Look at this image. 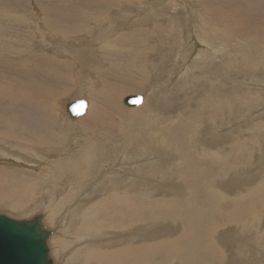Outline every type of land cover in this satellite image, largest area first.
<instances>
[{
    "label": "rangeland",
    "instance_id": "rangeland-1",
    "mask_svg": "<svg viewBox=\"0 0 264 264\" xmlns=\"http://www.w3.org/2000/svg\"><path fill=\"white\" fill-rule=\"evenodd\" d=\"M262 59L264 0H0V146L12 151L0 159V214L24 221L59 200L46 224L56 264H91L92 251L124 247L140 264H264ZM134 96L144 103L123 105ZM80 99L89 106L77 120L84 148L49 161L62 167L43 178L42 152Z\"/></svg>",
    "mask_w": 264,
    "mask_h": 264
},
{
    "label": "bare ground",
    "instance_id": "bare-ground-1",
    "mask_svg": "<svg viewBox=\"0 0 264 264\" xmlns=\"http://www.w3.org/2000/svg\"><path fill=\"white\" fill-rule=\"evenodd\" d=\"M182 1V0H181ZM185 1V0H184ZM192 2H194V1H192ZM204 2V1H203ZM177 3V2H176ZM154 4V3H153ZM152 4V5H153ZM204 4H206V1H205V3ZM203 4V5H204ZM126 5V4H125ZM159 6H161V5H159ZM190 6V5H189ZM213 7H214V5H212ZM211 6V7H212ZM149 7H154V6H149ZM168 7V6H167ZM207 7V6H206ZM215 7H217V6H215ZM129 8H132V7H129ZM134 8V7H133ZM141 8V7H140ZM146 8V7H145ZM155 8H157V7H155ZM159 8V7H158ZM136 9V8H135ZM143 9V8H142ZM174 9V8H173ZM185 9H186V7H185ZM217 9V8H216ZM216 9H213V10H216ZM218 10V9H217ZM131 11H133V9L131 10ZM147 11V10H146ZM185 11H187V10H185ZM137 12V11H136ZM151 12V11H150ZM194 12V11H193ZM220 12H223L222 10L221 11H218V13H220ZM155 13H156V11H155ZM154 13V14H155ZM195 13V12H194ZM216 13V12H215ZM72 14V13H71ZM138 14H140V12H138ZM142 14V13H141ZM188 14H191V13H188ZM211 14H212V12H211ZM220 14H222V13H220ZM124 15V14H123ZM133 15V14H132ZM150 15V14H149ZM197 15H198V13H197ZM196 15V16H197ZM204 15V14H203ZM71 16V15H70ZM73 16V15H72ZM125 18H129V12H127V13H125ZM143 16V15H142ZM147 16V15H146ZM192 16H193V14H192ZM199 16V15H198ZM220 16V15H219ZM123 17V16H122ZM130 17H132V16H130ZM134 17V16H133ZM144 17V16H143ZM212 17V16H211ZM71 18H73V17H71ZM136 18V17H135ZM147 18H148V16H147ZM215 18V17H214ZM127 19H125V20H127ZM130 19V18H129ZM150 19V18H149ZM145 20V19H144ZM152 20V19H151ZM129 21V20H128ZM134 21V20H133ZM138 21V20H137ZM140 21V20H139ZM147 21V20H146ZM132 22V21H131ZM149 22V21H148ZM199 22V21H198ZM203 22H204V20H203ZM58 23H61L62 24V22L60 21V22H58ZM189 23H191V22H189ZM197 23V22H196ZM57 24V23H56ZM61 24H60V26H61ZM187 24V23H186ZM193 24H195V23H193ZM57 25H59V24H57ZM107 25V24H106ZM127 25V24H126ZM177 25V24H176ZM205 26H206V24H204ZM145 26V25H144ZM191 26V25H190ZM193 26V25H192ZM202 26V25H201ZM242 26H243V24H242ZM241 25H239V27L241 28L242 27ZM54 27H56V26H54ZM126 27V26H125ZM193 27H196V25H194ZM200 27V26H199ZM112 28V27H111ZM186 28V27H185ZM202 28V27H201ZM203 28H205V27H203ZM212 28V27H211ZM239 28V29H240ZM184 29V28H183ZM188 29V28H187ZM186 29V30H187ZM190 29V28H189ZM188 29V30H189ZM179 30H181V29H178V31ZM185 30V29H184ZM204 30V29H203ZM206 30H207V28H206ZM109 31V30H108ZM192 31V30H191ZM107 32V31H106ZM194 32L195 31H192V33H191V35L190 36H192L193 34H194ZM177 33H179V32H177ZM106 34V33H105ZM188 34V33H187ZM189 34H190V32H189ZM207 34V33H206ZM197 35V34H196ZM194 36V35H193ZM192 36V37H193ZM182 37V36H181ZM185 37H186V35H185ZM199 37V36H198ZM185 39V38H184ZM193 39V38H192ZM91 40H93V39H91ZM96 40V39H95ZM187 40V39H186ZM195 40H199V39H195ZM94 41V40H93ZM176 41V40H175ZM193 41V40H192ZM69 42V41H68ZM99 42V41H98ZM97 42V43H98ZM172 42V41H171ZM196 42V41H195ZM92 43H96V42H92ZM194 43V42H193ZM197 43V42H196ZM199 43V42H198ZM197 43V44H198ZM99 44V43H98ZM172 44V43H171ZM178 44V43H177ZM197 44L196 45H194V46H197ZM201 44V43H200ZM70 45V44H69ZM78 45H80V44H78ZM173 45V44H172ZM175 45V44H174ZM192 45V44H191ZM73 46H74V42H73ZM76 46V45H75ZM221 46V45H220ZM78 47V46H77ZM204 47V46H203ZM164 48V47H163ZM162 49V48H161ZM171 49V48H170ZM181 49V48H180ZM197 49V48H196ZM203 49V48H202ZM208 49V48H207ZM71 50V49H70ZM168 50V49H167ZM212 50V49H211ZM87 51H88V49H87ZM149 51H150V49H149ZM159 51V50H158ZM165 51V50H164ZM194 51V50H193ZM199 51H200V49H199ZM169 52V51H168ZM171 52V51H170ZM177 52V51H176ZM206 52V51H205ZM215 52V51H214ZM95 54V53H94ZM155 54H156V52H155ZM174 54V53H173ZM66 55V54H65ZM93 55V54H92ZM91 55V56H92ZM78 56V55H77ZM167 56V55H166ZM174 56V55H173ZM178 56V55H177ZM78 58V57H77ZM79 58H80V56H79ZM177 59V58H176ZM185 60V59H184ZM264 59H262V61H263ZM254 63H256V62H254ZM255 65V64H254ZM254 65H252V66H254ZM258 65V64H257ZM259 66V65H258ZM261 67V66H260ZM260 70V69H259ZM145 72V71H144ZM147 73V72H146ZM154 73V72H153ZM148 74V73H147ZM151 74V73H150ZM144 75H145V73H144ZM194 75V74H193ZM148 76H150V75H148ZM168 77V76H167ZM171 77V76H170ZM157 78V77H156ZM173 78V77H172ZM166 79V78H165ZM158 83V82H157ZM171 84V83H170ZM199 84V83H198ZM94 85H95V82L93 81V78L88 82V84L87 85H85V90H91L93 87H94ZM96 85H97V83H96ZM157 85V84H156ZM163 85V84H162ZM257 85V84H256ZM83 89V90H84ZM90 92V91H89ZM25 93V92H24ZM124 94V93H123ZM122 94V95H123ZM22 96H24V94H21ZM20 95V96H21ZM168 96V95H167ZM225 96V95H224ZM168 97H170V96H168ZM143 98V97H142ZM151 98V97H150ZM167 98V97H166ZM126 99V98H125ZM124 99V100H125ZM80 100H83V99H80ZM80 100H75V101H80ZM150 100V99H149ZM149 100H148V102H149ZM54 104L56 103V102H54L53 100H51ZM51 101H49V103L51 102ZM150 101H152V100H150ZM157 101V100H156ZM203 101V100H202ZM87 102V101H86ZM112 103V102H111ZM143 103H144V98H143ZM57 104V103H56ZM87 104H88V102H87ZM150 104V103H149ZM123 105H124V103H123ZM126 106V105H125ZM141 106V105H140ZM55 107H56V105H55ZM88 108H89V106H88ZM129 108V107H128ZM212 108H213V106H212ZM45 110H48L49 111V109H51V108H44ZM149 109V108H148ZM53 110H55L54 109V105H53ZM113 111H115L114 110V108L112 109ZM207 110V109H206ZM44 111V110H43ZM52 112V111H51ZM51 112H50V114H51ZM87 112H88V109H87ZM86 112V113H87ZM116 112V111H115ZM209 112V111H208ZM43 113V112H42ZM213 113V112H212ZM43 114H45V112L43 113ZM48 114V113H47ZM205 115L207 114V112L206 113H204ZM49 115V114H48ZM112 115V114H111ZM43 116V115H42ZM41 116V117H42ZM45 116H47L46 114H45ZM52 116V115H51ZM207 116V115H206ZM40 117V118H41ZM53 117V116H52ZM81 117H83V116H81ZM81 117H79V118H81ZM213 117V116H212ZM217 117V116H216ZM43 118H45V117H43ZM54 118V117H53ZM78 118V119H79ZM218 118V117H217ZM47 119V118H46ZM51 119V118H50ZM78 119H76V120H72V119H70V120H68V122H67V124H63V126H61V129H60V131H59V138L57 139V144L55 143V142H51L50 143V146H49V148H48V150H45V151H43L42 152V155H41V157H40V160H42L43 161V163H42V165H41V168H42V171H41V175L43 176V178L44 177H46L47 175H48V172L49 173H53V170H54V166H56L57 168L59 167V164L60 163H56L55 165H53V167H51V166H49L48 165V162L49 161H52V160H58V159H60V157H62V155H64V154H72L73 155V153H75L76 151L78 152V151H81V149L82 148H84V145H81L80 146V139H81V130L77 127V125H78ZM212 119V118H211ZM210 119V121H212ZM222 119V118H221ZM31 120V119H30ZM52 120V119H51ZM54 120V119H53ZM203 120H204V118H203ZM214 120V119H213ZM220 120V119H219ZM46 121V120H45ZM49 122V121H48ZM47 122V123H48ZM37 123V122H36ZM39 123H40V121H39ZM70 123V124H69ZM201 123H203V122H201ZM227 123V122H226ZM26 124V123H25ZM24 123H23V125H25ZM31 124H34V122H32ZM43 124V123H42ZM44 124H45V122H44ZM8 126H9V124H7ZM14 125H16V123H14ZM21 125L22 124H20V125H16L17 126V128H18V126L19 127H21ZM23 125H22V129H28V130H30L29 128H27L29 125H30V123H29V125L28 126H26V127H24L23 128ZM35 125H37V124H35ZM47 125V124H46ZM48 125L49 126H51V122L50 123H48ZM47 125V126H48ZM53 125V124H52ZM203 125V124H202ZM201 125V126H202ZM32 126V125H31ZM31 126H29V127H31ZM54 126V125H53ZM219 126H220V124H219ZM1 127H4V126H1ZM7 127V126H6ZM5 127V128H6ZM43 127V126H42ZM60 127V126H59ZM17 128H16V130H17ZM48 128V127H47ZM204 128V127H203ZM4 129V128H3ZM11 129V128H10ZM14 129V131H15V127L13 128ZM18 129H20V128H18ZM22 129H20V130H22ZM33 129H34V127H33ZM2 130V129H1ZM0 130V133L2 132ZM12 130V129H11ZM10 130V131H11ZM35 130V129H34ZM43 130V129H42ZM47 130V129H46ZM45 130V131H46ZM48 130H49V128H48ZM4 131L5 130H3V133H4ZM7 131H9V130H6V132ZM13 131V130H12ZM13 131V132H14ZM31 131V130H30ZM33 131V130H32ZM38 130H36V132H37ZM5 132V133H6ZM19 132L21 133L22 131H18V132H16V133H18L19 134ZM27 132H29V131H27ZM26 131H25V133H27ZM39 132V131H38ZM41 132H43V131H41ZM48 132V131H47ZM52 131H49V134H52L51 133ZM224 132V131H223ZM227 132V131H226ZM23 133V132H22ZM21 133V134H22ZM219 133V132H218ZM228 133V132H227ZM2 134V133H1ZM38 133H36V135H37ZM41 134V133H40ZM231 134V133H230ZM4 134H2V136H3ZM7 135H8V132H7V134H5V136L7 137ZM28 135V134H27ZM34 135V134H33ZM43 135V134H42ZM42 135H40V137L41 138H47L48 139V137L45 135V137L43 136L42 137ZM58 135V134H57ZM1 136V135H0ZM1 136V137H2ZM10 136V135H9ZM20 136V135H19ZM24 136H25V138H24ZM141 136H142V134H141ZM221 136V135H220ZM21 137H23V139H27L28 140V136H27V138H26V134H23L22 136H20V138ZM32 140H33V136L31 135V136H29ZM39 137V136H38ZM4 138V137H3ZM18 138V137H17ZM233 138V137H232ZM5 139V138H4ZM11 139H13L12 137H11ZM15 139V138H14ZM39 139V138H38ZM231 139V138H230ZM16 140V139H15ZM18 140H19V138H18ZM18 140H16V141H18ZM35 140V139H34ZM43 140V139H42ZM13 141V140H12ZM20 141H21V139H20ZM23 141H25V140H23ZM22 141V142H23ZM29 141V140H28ZM44 141V140H43ZM10 142V141H9ZM44 142H47V141H44ZM19 143V142H18ZM21 143V142H20ZM25 143V142H24ZM24 143H22V144H24ZM27 144H30L31 143V140H30V143L29 142H26ZM39 143H42V144H44L42 141H40ZM48 143V142H47ZM26 144V145H27ZM2 145V144H1ZM34 145H35V143H34ZM23 146H25V145H23ZM23 146H22V148H23ZM45 146V145H44ZM60 146H61V149H60ZM128 146V145H127ZM8 147V146H7ZM28 147H30L29 145H28ZM43 147V146H42ZM42 147H40V148H42ZM24 148H26V146L24 147ZM39 148V147H38ZM45 148V147H44ZM125 148V147H124ZM147 148V147H146ZM9 149H10V147H9ZM13 149V148H12ZM27 149V148H26ZM36 150H38V149H36ZM108 150H111V149H108ZM10 151H11V149H10ZM7 148H3L2 146H0V159H2V157L1 156H4L5 158L7 157V156H10L11 155V152H10ZM84 151V150H83ZM118 151V150H117ZM152 151H154V150H152ZM75 153V154H80V153ZM31 153V152H30ZM35 153H36V151H35ZM113 153V152H112ZM153 153V152H152ZM151 153V154H152ZM19 154V153H18ZM21 154V153H20ZM39 154V153H38ZM109 154H111V152H109ZM155 155H156V153H154ZM40 155V154H39ZM125 155H126V153H125ZM125 155H122V156H125ZM148 155V154H147ZM78 156V155H77ZM76 156V157H77ZM111 157H112V154L110 155ZM116 156H119V155H117V152H116ZM68 157V156H67ZM71 157V156H70ZM69 157V158H70ZM75 157V156H74ZM150 157V156H149ZM152 157V156H151ZM150 157V158H151ZM156 157V156H155ZM154 157V158H155ZM158 157V156H157ZM28 158H30L29 156H28ZM38 158H39V156H38ZM104 158V157H103ZM115 158H117V157H115ZM114 158V159H115ZM123 158V157H122ZM144 158V157H143ZM147 158V157H146ZM17 159H19V160H22L23 158L21 157V156H17ZM71 159V158H70ZM126 159H128V158H126ZM132 159V158H131ZM5 161H3V163H6V164H13L14 162H12L11 160H8V159H4ZM37 160V159H36ZM65 160H67V159H65ZM76 160V159H75ZM108 160V159H107ZM117 160V159H116ZM143 160V159H142ZM152 160V159H151ZM155 160V159H154ZM162 160V159H161ZM58 161H60V160H58ZM69 161V160H68ZM118 161H121V160H118ZM117 161V162H118ZM131 161V160H130ZM139 161H140V159H139ZM148 161V160H147ZM146 161V162H147ZM157 161V160H156ZM73 161H71V163H72ZM109 162H110V160H109ZM114 162V161H113ZM112 162V163H113ZM145 162V163H146ZM27 163H29V162H27ZM119 163V162H118ZM121 163V162H120ZM124 163V162H123ZM130 163V162H129ZM144 163V162H143ZM150 163V162H149ZM30 164V163H29ZM31 164H32V161H31ZM35 164V163H34ZM104 164V163H103ZM132 164V163H131ZM137 164V163H136ZM139 164H140V162H139ZM150 164H152V163H150ZM154 164V163H153ZM27 165V164H26ZM114 165V164H113ZM128 165V164H127ZM126 165V166H127ZM138 165V164H137ZM136 165V166H137ZM87 169H88V167H89V161H88V163H87ZM112 166V165H111ZM120 166V165H119ZM124 166V165H123ZM34 167H35V165H34ZM36 167H37V165H36ZM62 166H60L58 169H60ZM66 167V166H65ZM103 167V166H102ZM117 167H118V164H117ZM134 167H135V165H134ZM215 167V166H214ZM38 168V167H37ZM67 168V167H66ZM97 168V167H96ZM112 168V167H111ZM131 168H133V167H131ZM136 168V167H135ZM38 169H40V168H38ZM99 170H101L100 168H98ZM110 169V168H109ZM257 169V168H256ZM255 169V170H256ZM34 170H35V168H34ZM105 170V169H104ZM114 170V169H113ZM133 170V169H132ZM139 170V169H138ZM137 170V171H138ZM205 170V169H204ZM206 170H207V168H206ZM206 170H205V172H206ZM37 171V170H36ZM48 171V172H47ZM51 171V172H50ZM103 171V170H102ZM108 171V170H107ZM2 172V171H1ZM35 172V171H34ZM55 173H56V171H54ZM98 172V171H97ZM111 172V171H110ZM131 172V171H130ZM145 172V171H144ZM13 173H15V172H13ZM12 173V174H13ZM36 173V172H35ZM102 173V172H101ZM107 172H105V174H106ZM116 173V172H115ZM123 173V172H122ZM143 173V172H142ZM204 173V172H203ZM16 174H18V173H16ZM15 174V175H16ZM98 174V173H97ZM112 174V173H111ZM114 174V173H113ZM120 174V173H119ZM206 174V173H205ZM15 175L13 176V177H15ZM49 175H51V174H49ZM104 175V174H103ZM102 175V176H103ZM107 175H110V173L108 172V174ZM125 175V174H124ZM17 176V175H16ZM112 176V175H111ZM125 176H127V175H125ZM139 176V175H138ZM208 176H209V174H208ZM49 177V176H48ZM55 177H57V176H55ZM106 177H109V176H106ZM135 177V176H134ZM50 178V177H49ZM51 178H52V176H51ZM70 178V177H69ZM74 178V177H73ZM97 178V177H96ZM175 178H177V177H175ZM30 179V178H29ZM100 179V178H99ZM142 179V178H141ZM178 179V178H177ZM5 180V179H4ZM4 180H3V182H4ZM15 180V179H14ZM21 180V179H20ZM38 180V179H37ZM51 180H53V179H51ZM98 180V179H97ZM106 180V179H105ZM173 180V179H172ZM39 181V180H38ZM75 181V180H74ZM96 181V180H95ZM103 181V180H102ZM101 181V182H102ZM118 181H120V180H118ZM121 181H123V179L121 180ZM138 182L140 181V179L139 180H137ZM142 181V180H141ZM144 181V180H143ZM174 181V180H173ZM183 182V180H181V179H179V182ZM23 182V181H22ZM37 182V181H36ZM36 182H34L35 184H36ZM98 182V183H97ZM96 183L97 184H95V183H93V184H95L94 185V187H101V184H99V182L100 181H97ZM104 182H106V181H104ZM110 182H112L111 180H110ZM149 182H150V180H149ZM179 182H178V184H179ZM181 182V183H182ZM5 183H6V181H5ZM40 183V182H39ZM48 183H50V182H48ZM66 183V182H65ZM72 184H74L73 182H71ZM71 183H68V184H70L71 185ZM113 183H114V181H113ZM184 183V182H183ZM182 183V184H183ZM51 184V183H50ZM59 184V183H58ZM104 185H105V183H103ZM102 184V185H103ZM145 184V183H144ZM8 185V184H7ZM11 185L12 186H14L13 185V183H12V181H11ZM30 184H28V186H29ZM32 185V184H31ZM38 185H40V184H38ZM44 185H45V183H44ZM85 185V184H84ZM103 185V186H104ZM114 185H115V183H114ZM124 185V184H123ZM177 185V184H176ZM184 185V184H183ZM23 186H25V185H23ZM63 186V185H62ZM93 186V185H92ZM91 186V187H92ZM27 187V186H26ZM30 187V186H29ZM39 187V186H38ZM66 187V186H65ZM69 187V186H68ZM108 187V186H107ZM179 187V186H178ZM183 187V186H182ZM63 188V187H62ZM73 188V187H72ZM93 188V187H92ZM115 188V187H114ZM170 188V187H169ZM176 188V187H175ZM18 190H19V188H17ZM29 189V188H28ZM50 189V188H49ZM48 189V190H49ZM95 189V188H94ZM97 189V188H96ZM108 189V188H107ZM113 188H111V191H113L112 190ZM183 189V188H182ZM260 189V188H259ZM21 190V189H20ZM27 189H25V190H23V191H26ZM36 190H38L37 188H36ZM48 190H47V194L49 193L48 192ZM52 190V189H51ZM67 190V189H66ZM75 190H77V189H75ZM90 190V189H89ZM92 190V189H91ZM90 190V191H91ZM34 191V190H33ZM39 191V190H38ZM71 191H73V190H70V192ZM92 191H94V190H92ZM99 191V190H98ZM98 191H97V193H98ZM255 190H253V192H254ZM257 191V190H256ZM255 191V192H256ZM258 191H260V190H258ZM20 193V196L22 197H25L24 195H21V192L22 191H19ZM29 192V191H28ZM43 192V191H42ZM61 192V191H60ZM62 192H63V190H62ZM65 192H67V191H64V193ZM87 192V191H86ZM109 193H110V190L108 191ZM39 193V192H38ZM52 193V191L50 192V194ZM59 193V192H58ZM78 192H76L75 194H76V196L78 197V194H77ZM80 193H81V191H80ZM112 193V192H111ZM250 193L252 194V191H250ZM259 193V192H258ZM18 194V195H19ZM23 194H25V192H23ZM26 194H30V193H26ZM72 194H74V193H72ZM74 194V195H75ZM87 194H89L90 195V193H87ZM118 194H119V192H118ZM118 194H116V196H118ZM247 194H249V193H247ZM255 194V193H254ZM18 195H17V198H18ZM62 195V194H61ZM67 196H68V192H67V194H66ZM70 195V194H69ZM80 195V194H79ZM82 195V194H81ZM83 195H84V193H83ZM92 195H94L95 196V194H92ZM46 196V195H45ZM55 196V195H54ZM57 196H59V195H57ZM71 196V195H70ZM69 196V197H70ZM245 196H247V195H245ZM252 196V195H251ZM52 197H53V195H52ZM83 197H85V196H83ZM87 197H88V195H87ZM121 197V196H120ZM248 197V196H247ZM246 197V198H247ZM255 197V196H254ZM58 198V197H57ZM56 198V199H57ZM60 198H62V197H60ZM59 198V199H60ZM71 198V197H70ZM76 198V197H75ZM86 198V197H85ZM115 198H117V197H115ZM118 198H119V196H118ZM35 199V198H34ZM38 199V198H37ZM62 199H64V198H62ZM74 199V198H73ZM82 199V198H81ZM92 199V198H91ZM90 199V200H91ZM243 199V198H242ZM249 199V198H248ZM261 199V198H260ZM263 199H264V197H263ZM20 200V199H19ZM53 200H55V199H53ZM53 200H52V203H53ZM86 200V199H85ZM88 200V199H87ZM89 200V201H90ZM140 200H141V198H140ZM251 200V199H250ZM57 201V200H56ZM62 201V200H61ZM67 201V200H66ZM66 201H65V199L63 200V202H65L66 203ZM69 201V200H68ZM70 201H72V200H70ZM242 201V200H241ZM240 201V202H241ZM82 203H83V201H81ZM81 202H80V204H81ZM250 202H252V201H250ZM258 202V201H257ZM56 203H59V200L56 202ZM56 203H54V205L56 204ZM64 203V204H65ZM69 203H71V202H69ZM85 203H86V201H85ZM130 203V202H129ZM256 203V202H255ZM261 203H262V201H261ZM260 203V204H261ZM50 205H51V201H50V203H49ZM47 205V206H49L48 208L46 207V210H47V212H43V213H41V212H39V214L38 215H34V216H32V214L34 213V212H36L35 211V209H34V211H33V213H31V214H26V216H28L29 217V219H26V220H29V221H32L33 219H35L36 217H38V216H40V217H42V227H43V229L45 230V231H47L48 233H50V238H49V240H48V244H49V241L51 242V238H52V236H55V235H53V234H51V232L50 231H48L46 228H48V226H46V224H52L51 223V220H52V215H54V205L52 206L51 205V207H50V205ZM75 204H78V203H76L75 202ZM242 204V203H241ZM240 204V205H241ZM254 204V203H253ZM253 204L251 205V204H249V205H251V206H253ZM58 205H61V204H58ZM72 205H74V204H72ZM90 205V204H89ZM122 205V204H121ZM255 205V204H254ZM67 206V205H66ZM68 206H70V205H68ZM76 206V205H75ZM77 206H79V205H77ZM76 206V207H77ZM242 206H244V205H242ZM250 206V207H251ZM41 207V206H40ZM55 207H57V206H55ZM72 207V206H71ZM24 208V207H23ZM61 208V209H60ZM73 208V207H72ZM75 208V207H74ZM56 209V208H55ZM64 209V208H63ZM62 209V207H59V212L61 211V210H63ZM78 209V208H77ZM163 209V208H162ZM75 210V209H74ZM257 210V209H256ZM19 211H21L22 212V209H20ZM82 211V210H81ZM58 212V211H57ZM58 212V213H59ZM71 212V211H70ZM72 213V212H71ZM78 213V212H77ZM82 213V212H81ZM117 213V212H116ZM256 215H257V213H255ZM46 215H48V217H46ZM58 215H61V212H60V214H57V216ZM68 215V214H67ZM73 215V214H72ZM74 215H75V211H74ZM77 215V214H76ZM32 216V218H30ZM63 216H65V214L64 215H62V217ZM138 216V215H137ZM61 217V218H62ZM69 217H71V214H70V216ZM79 217H80V215H79ZM82 217V220H83V216H81ZM9 218H11V217H9ZM67 218V217H66ZM65 218V219H66ZM75 218H77V217H75V216H72L71 217V219H69V221L67 220V224L68 225H71V224H69V223H71L73 220H75ZM98 218H99V215H98ZM11 219H13V218H11ZM55 219V218H54ZM57 219V218H56ZM55 219V220H56ZM65 219H64V221H65ZM68 219V218H67ZM120 219V218H119ZM124 219V218H123ZM54 220V221H55ZM58 220V219H57ZM56 220V221H57ZM70 220H71V222H70ZM93 220H94V218H93ZM93 220H92V222H93ZM117 221V220H116ZM131 221V220H130ZM53 222V221H52ZM58 222H59V220H58ZM57 222V223H58ZM69 222V223H68ZM82 222V221H81ZM65 223H66V221H65ZM65 223H64V225H65ZM98 225V224H97ZM54 226V225H53ZM72 226V225H71ZM74 226V225H73ZM90 226V225H89ZM109 226V225H108ZM52 227V226H51ZM60 227H61V225H60ZM92 227V226H91ZM114 227V226H113ZM88 228V227H87ZM66 229H67V226H66ZM88 229H90V228H88ZM99 229V228H98ZM110 229V228H109ZM87 230V229H86ZM106 230V229H105ZM108 231V230H107ZM89 232V231H88ZM101 232V231H100ZM138 232V231H137ZM65 236V235H64ZM69 236V235H68ZM71 236H73V235H71ZM70 237V236H69ZM68 237V238H69ZM73 238V237H72ZM52 239H54V238H52ZM95 240H97V239H95ZM94 240V241H95ZM89 241H92V240H89ZM157 241V240H156ZM54 243H55V241H53ZM85 242V241H84ZM99 242V241H98ZM163 242V240L160 242V243H162ZM165 242H167V241H164V243ZM53 243V244H54ZM81 243H82V241H81ZM155 243V242H154ZM159 243V242H158ZM159 243V244H160ZM164 243L162 244V246H167L166 245V243H165V245H164ZM70 244V243H69ZM93 245H94V243H92ZM96 244V243H95ZM100 244V243H99ZM121 244V243H120ZM145 244V243H144ZM71 245V244H70ZM86 245H88V243L86 244ZM127 245V244H126ZM155 245V244H154ZM157 245V244H156ZM155 245V246H156ZM67 246V245H66ZM83 246V245H82ZM92 246V245H91ZM118 246V245H117ZM141 246V245H140ZM158 246H160V245H158ZM161 246V247H162ZM48 247H49V249H50V246L48 245ZM88 247V246H87ZM93 247V246H92ZM152 247V245H150V248ZM169 247V246H168ZM65 248V247H64ZM79 248V247H78ZM82 248V247H81ZM127 248H129V247H127ZM160 248V247H159ZM123 249V248H122ZM122 249H119V250H115V249H113V250H106V251H100V252H98V251H92L91 253H89L88 255H87V258H88V260L89 261H91L92 263L91 264H140L141 263V261L139 260V258L137 257V256H134L133 255V253H132V251L131 250H129V249H126V247H124V250H122ZM152 249V248H151ZM54 250H56V249H54ZM97 250V249H96ZM147 250V247H144V248H142L141 249V251L142 252H145ZM161 249H159V251H160ZM167 250H168V248H167ZM166 249H165V251H167ZM61 251H63V247H59L58 248V253H62ZM65 251V250H64ZM154 251V250H153ZM152 251V253H154ZM156 251V250H155ZM158 251V252H159ZM164 251V250H163ZM79 252V251H78ZM168 252V251H167ZM156 254V253H155ZM58 255H60V254H58ZM153 255V254H152ZM72 256V255H71ZM76 256H77V254H76ZM165 255H163L162 257H164ZM50 258L52 259V256H51V250H50ZM61 259V258H60ZM53 260V259H52ZM83 260V259H82ZM54 261V260H53ZM76 261V260H75ZM77 262V261H76ZM81 262V261H80ZM151 262V261H150ZM54 264H56L55 263V261H54ZM66 264H75V262H74V259L72 258V257H70V258H68L67 260H66ZM88 264V263H87Z\"/></svg>",
    "mask_w": 264,
    "mask_h": 264
},
{
    "label": "water",
    "instance_id": "water-1",
    "mask_svg": "<svg viewBox=\"0 0 264 264\" xmlns=\"http://www.w3.org/2000/svg\"><path fill=\"white\" fill-rule=\"evenodd\" d=\"M141 96L128 97L124 104L129 108L142 105ZM84 107L79 109L78 106ZM67 113L72 120L84 116L88 109L85 100L71 101ZM50 233L42 227V217L32 221H18L0 214V264H54L50 258Z\"/></svg>",
    "mask_w": 264,
    "mask_h": 264
},
{
    "label": "snow or ice",
    "instance_id": "snow-or-ice-1",
    "mask_svg": "<svg viewBox=\"0 0 264 264\" xmlns=\"http://www.w3.org/2000/svg\"><path fill=\"white\" fill-rule=\"evenodd\" d=\"M83 107H84L83 104H81V105L78 106L79 109H82Z\"/></svg>",
    "mask_w": 264,
    "mask_h": 264
}]
</instances>
